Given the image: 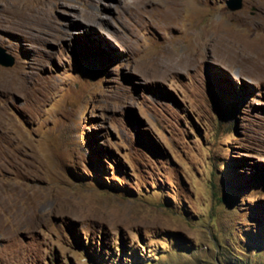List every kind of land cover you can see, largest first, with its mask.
<instances>
[{
	"label": "rangeland",
	"instance_id": "1",
	"mask_svg": "<svg viewBox=\"0 0 264 264\" xmlns=\"http://www.w3.org/2000/svg\"><path fill=\"white\" fill-rule=\"evenodd\" d=\"M0 264H264V0H0Z\"/></svg>",
	"mask_w": 264,
	"mask_h": 264
},
{
	"label": "water",
	"instance_id": "2",
	"mask_svg": "<svg viewBox=\"0 0 264 264\" xmlns=\"http://www.w3.org/2000/svg\"><path fill=\"white\" fill-rule=\"evenodd\" d=\"M243 0H226V5L230 10L239 9L242 6ZM14 63V57L5 52V49L0 46V64L10 66Z\"/></svg>",
	"mask_w": 264,
	"mask_h": 264
}]
</instances>
